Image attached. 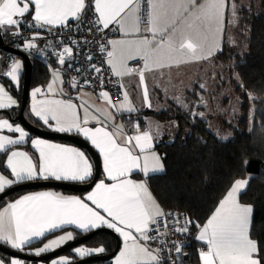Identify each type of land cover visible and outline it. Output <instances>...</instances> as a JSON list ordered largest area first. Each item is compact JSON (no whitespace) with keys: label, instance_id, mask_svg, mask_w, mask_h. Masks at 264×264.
Segmentation results:
<instances>
[{"label":"snow or ice","instance_id":"6c2138e0","mask_svg":"<svg viewBox=\"0 0 264 264\" xmlns=\"http://www.w3.org/2000/svg\"><path fill=\"white\" fill-rule=\"evenodd\" d=\"M237 8L235 0H148L149 10L145 18L140 0H0V31L20 37L24 51L33 50L43 55L45 48L36 43L42 38V33L36 31L32 36L25 37L22 31L25 23L53 32L55 28L71 30V23L77 22L79 27L76 32L83 29L95 39L89 41L87 36L82 35L79 39L69 37V44L59 40L55 45L60 49L58 64L65 65L66 59L73 57L77 46L96 43L99 51L105 54L101 65H109L112 74L117 77L139 74L145 104L151 108L145 70L183 63L188 59H207L221 52L226 11L232 16L227 22L234 24ZM27 16H31V21L25 20ZM142 21L146 25L145 31L151 36L137 39L105 37V30L113 24L119 25V30L125 34L139 33ZM8 59V70L0 79L9 78L11 87L18 89L23 63L12 57ZM138 59L143 61V67L128 66L129 60L136 62ZM92 60L91 54L85 56L87 68L96 74L98 84L103 85L102 66L91 63ZM48 67L53 79L46 92L52 93L57 80L61 84L64 81L60 79L58 69H51V65ZM76 71L80 73L82 70L78 68ZM236 78L239 82V74ZM91 84L92 81L85 77L83 84L73 82L70 86L79 89ZM240 86L244 87L242 82ZM200 88L204 89L205 85H200ZM45 94L41 87L32 90L30 113L50 129L61 133L75 130L89 140L103 158L105 179L95 182L83 198L43 191L9 202L0 209V241L24 251L30 249L34 240L46 238V234L63 230L65 226H75L84 233L106 227L122 238L115 264H180V258L187 255L183 252L185 242L173 240L171 235L173 232L187 235L190 227L195 226L198 229L195 239L204 243L199 250L201 264H264V244L252 238L254 206L243 203L241 199L254 178L251 174L232 182L206 222L199 224L188 217L181 221V214L166 212L161 207L150 191L147 179L137 181L131 178L134 172L143 174L145 178L165 172L163 158L154 150L156 137L150 129H142L139 122L128 131L120 123L109 128L96 116L91 119L100 126L88 127L87 108L81 119L79 108L83 105L60 99H37ZM100 95L117 111H138L126 92L117 93L122 95L118 105L112 102L107 91ZM246 95L251 101L260 99L251 91L246 90ZM175 99L180 102L179 98ZM17 103L10 90L0 83V109H9ZM200 103L204 101L201 99ZM252 111L255 113V106ZM194 115L205 116L202 112H195ZM104 117L115 120L109 111H104ZM4 129L12 134L18 133V136L0 134V153L6 156L3 166L9 171V175L0 172V193L33 180L84 182L93 176V165L83 151L35 138L31 139V144L38 150V159L34 161L27 152L9 149V146L26 142V138H30L29 133L21 125L0 118V130ZM251 131L252 128L249 129ZM228 138L221 137L223 140ZM247 163L245 160L244 164ZM74 239L73 232H64L43 243L42 247L30 250L40 256ZM153 243L157 245L155 248ZM73 251L77 256L85 257L105 249L103 246L88 248L81 245ZM0 264L26 262L13 257L7 261L0 258ZM51 264H72V260L71 257H58Z\"/></svg>","mask_w":264,"mask_h":264},{"label":"trees","instance_id":"16d2710c","mask_svg":"<svg viewBox=\"0 0 264 264\" xmlns=\"http://www.w3.org/2000/svg\"><path fill=\"white\" fill-rule=\"evenodd\" d=\"M240 15L242 26L248 35V50L234 57L235 63L232 66L244 85V87L239 86L240 89L245 91L242 104L243 116L239 119V125L233 128V137L227 140L219 138L209 128L206 119L192 115L190 111L184 110L175 102H172V107L160 112L148 111L147 113L164 121L176 119L178 123L174 137L164 136L157 144L165 172L148 177V183L165 211L177 212L183 216V219L188 217L203 224L231 187L232 182L251 174L254 178L241 199L242 202L254 206L252 238L264 244V128H262L264 124V0H262L261 12L242 8ZM30 18L31 16H27L28 20ZM75 23L77 22H72ZM222 49L217 53L216 59L228 61L230 56L227 43H224ZM49 64L55 63L33 59L32 84H45L50 77ZM196 86V90L189 98L198 100V90L204 91V89L198 84ZM246 90L260 99L249 100ZM22 91L23 84L19 89H13L20 101V106L10 111L14 117L21 107ZM253 106L256 111L251 122L250 110ZM4 114L6 111L0 110V117ZM26 114L30 117L27 109ZM134 118V115L131 116L129 121L133 122ZM30 120L38 124L31 117ZM250 128L253 131L249 132ZM4 159L5 154L0 153V166L7 172L3 166ZM245 160L248 161L247 165L244 164ZM27 191H18L8 198L14 199ZM190 231L195 237L197 236V227H190ZM116 243V238L107 232H99L87 242L94 248L103 246L105 249L103 253H111ZM201 248L203 243L196 239L185 246L183 252L187 255L183 256L184 263L200 264ZM67 253L76 258L72 250ZM3 256L9 258L5 254ZM91 264H112V259Z\"/></svg>","mask_w":264,"mask_h":264},{"label":"crops","instance_id":"0c3cea01","mask_svg":"<svg viewBox=\"0 0 264 264\" xmlns=\"http://www.w3.org/2000/svg\"><path fill=\"white\" fill-rule=\"evenodd\" d=\"M198 2H203V0H198ZM140 8L144 14V17L146 18L147 12L149 10L148 9V0H140ZM144 9L146 10V14L144 13ZM226 14H227V11H226ZM25 20H28L27 17L25 18ZM29 21H31V18L29 19ZM113 25H115V24H113ZM115 26L118 28L119 33L113 39H137V38L144 36V35L151 36V33L145 31L146 25L143 21L140 24V32L139 33L125 34L123 31L119 30V25H115ZM225 28H226V25H225ZM221 38H222V35H221ZM216 55H217V53L214 56L208 57L207 59H200V60L188 59V60L184 61L183 63H173V64H171V66H166L163 68H156L153 70H145V73H144L145 83H146L147 88H148L149 100H150L151 105H152L151 108H148L145 104L144 97H143V90H142V87L140 86V80H139V74L138 73H133L131 75L119 77L120 82H121L122 93L126 92L128 94L129 100L131 101V104L136 109H138V111H134L131 113H129L127 111H117L116 108L110 107V105L108 103H106V101L100 95L101 93L97 94L96 92H94L91 89L86 88V87H81L79 89L71 87L70 84L73 82L68 80L65 77L62 66L58 63L57 64L55 63L54 65L53 64H49V65H51V69H53V67H54V69L59 70L60 79H62L64 81V83L61 84L60 81L57 80L56 84L54 85V92L47 93L46 92L47 85L52 80V78L49 77L47 79V81L45 82L44 87H41V88L45 90L47 95L51 94L52 96H54V99H60V100L66 101V102H72L78 106L83 105V107L79 108V114H80L81 119L83 118V116L85 114L84 109L87 108L88 115H89V124L87 125L88 127H93V126L99 127L100 126L99 124L96 123L95 120L91 119L92 116L98 117V119L102 123H104L105 125L109 126V128L114 127V125L116 123L124 124L126 131L131 129V126L133 124H135L136 122H139L140 125L143 126V127H141L142 129H150L152 131L153 135L156 137L154 150L160 154V152L157 148V144L160 140H162V138L164 136L169 135V132L167 129V124H165L164 120L158 118L157 116H155L151 113H147V112L150 110L154 111V112H160V111L166 109L167 107H164L165 105H164V102H162V100H165V104L167 103V106H168V104H170V102L171 103L173 102V101H171V99L169 97L170 94L167 91L168 88H170V87L175 86L177 88V91L182 89L184 92L187 93L189 90L188 87H184V88L182 87L181 88V87L176 85L178 83L184 82L186 80V78H188L190 80L191 84H195V83L200 84L203 79H202V77H199V73L196 72V69L202 68L203 67L202 62L204 63L205 61H208V60L212 61V64L213 65L215 64V67H217L218 63L215 62L216 61ZM131 62H133V61L129 60L127 62L129 67H130ZM2 63L3 62L0 63V70L4 71V69H6L7 66L4 65L5 63L4 64H2ZM139 67H143V61L142 60H141V64L139 65ZM23 70H25L24 64H23V68L21 71V75H20V82L22 84H23V78H24L23 77V75H24ZM111 100L113 103L118 105L122 101V96L117 101H114L112 98H111ZM19 106H20V101L17 103V105H13L11 108H9L7 110L13 111V110L17 109ZM104 111L111 112L113 114V116L115 117V120L114 121L111 119L106 120L104 117ZM28 114L30 115L32 120H35L38 122V124L37 123L36 124L39 125L40 127H43L47 130L55 131V130L50 129L47 126H45L43 124V122L40 121L38 118H36L34 115H32L29 110H28ZM133 115L135 116V118L133 119V122L129 121L131 119V116H133ZM125 116H127V118H125ZM30 117L28 116L29 119H30ZM0 118L9 119V121L12 122L14 125L20 123L19 121L12 120L7 114L2 115ZM20 125L24 128V126L21 123H20ZM25 131L28 132V130H26V129H25ZM28 133H29L30 138H26V142H24L20 145L9 146V149L10 150L19 149L21 151L27 152L33 158V160L36 161L38 159V150L31 144V139L40 138V139H44V140H47V141L52 142V143L77 148L86 154V156L89 159V162L93 165V176H94L95 165H94L92 157L90 156V154L88 153V151L85 148H83L80 145H78L72 141H69V140L50 139V138H45V137H41L38 135H34L30 132H28ZM63 133L76 134V135L83 137L85 140H87L82 134L77 133L75 130H73L72 132H63ZM157 133H158V135H157ZM0 134L10 135V136H13V135L18 136V133L12 134V133H9L6 129L0 130ZM87 141L91 144V142L89 140H87ZM92 147L97 151L99 158H100L101 175L97 180V181H99L100 179H105V173H104V169H103V158L100 155L98 149H96L93 145H92ZM5 159H6V156H5ZM0 172H3L4 175H9V171L7 170V172H6L5 169L2 168L1 166H0ZM93 176L84 182L71 181V180H60V181L72 182V183H86V182L91 181ZM131 178L134 180H137V181L147 179V183H148V178H145L143 176V174H141L139 172H134L132 174ZM39 180H43V179H39ZM49 180H55V179H49ZM33 181H37V180H33ZM106 182H108V181L106 180ZM94 185H93V187H94ZM148 186H149L150 191L154 195L149 183H148ZM92 188L87 190V191H84V192H72V191H66V190L58 189V188H39V189H35V190H28L26 193L14 198V199L7 198V200L4 201L0 205V209H3L9 202H13L16 199H19L20 197L27 195V194H30V193L43 192V191H53V192L60 193L64 196H79V197L83 198L84 196L87 195L88 192H90L92 190ZM154 197L156 198L155 195H154ZM156 200L158 201L157 198H156ZM159 204H160V202H159ZM161 207L163 208L162 205H161ZM102 228H106V227H102ZM102 228H100V229H102ZM94 230H98V229H94ZM94 230H90L89 232L94 231ZM64 232H73L75 238L79 237L78 236L79 234H83V235L87 234V233H84L82 230L76 229L75 226H72V225L65 226V228L63 230H55L53 233L46 234V238H39V239L34 240L30 246V249H36V248L42 247L43 243H47L48 240H52V239L56 238L57 236L64 234ZM119 238H120V240H122V238L120 236H119ZM0 242L11 247L10 245L5 243L4 241H0ZM88 246H90V245H88ZM152 247L155 248L153 245H152ZM203 247H204V243H203ZM30 249L26 248V250H24V251H30L31 252ZM15 250H18V249H15ZM53 250H55V249H53ZM50 251H52V250H50ZM72 252L74 253L73 250H72ZM118 252L116 253V255L118 254ZM101 253H103V252H101ZM101 253H99V254H101ZM65 254L69 255V257H71L72 261H74L78 258H84V257L77 256L75 253H74V255L76 256V258H74V256H70V254H68V253H65ZM95 254H98V253H94L92 255H95ZM116 255L112 258V264H115ZM89 256H91V255H89ZM85 257H87V256H85ZM0 258H4V256H0ZM11 258H13V257L11 256L9 258H4V259L7 261ZM20 259H22V258H20Z\"/></svg>","mask_w":264,"mask_h":264},{"label":"rangeland","instance_id":"374dc122","mask_svg":"<svg viewBox=\"0 0 264 264\" xmlns=\"http://www.w3.org/2000/svg\"><path fill=\"white\" fill-rule=\"evenodd\" d=\"M236 5H238L237 13L235 17V23H228L229 19H232L231 13L227 11L225 25L226 28L222 34V38L220 40L221 46L223 48L224 43H227L228 47V55L230 59L227 61H219L216 59L217 67L215 64H212V61H205L202 68H197L196 72L199 73V77H202V82L198 85H205L204 91L198 90L199 99L189 98L190 94L196 90V85L191 84L190 80L186 78L184 82L176 84L179 87H188V92H184L182 89L177 91L175 86L168 88V93L170 94L171 101L175 102L177 105L181 106L184 110L190 111L192 115L195 112H202L205 114L203 119L208 121L209 128L218 135L219 138L227 136L228 139L232 138L234 135V127L239 125V119L243 116L242 104L244 101V93L243 89H240L241 79L239 77V82L236 78V74H238L233 69V64L235 63L234 57L239 54H244L248 50V41H247V32L242 26L240 11L242 8H247L255 10L256 12H261L262 0H235ZM225 38V39H224ZM219 58V57H218ZM17 60L22 61L23 59L20 57L16 58ZM220 59V58H219ZM215 60V59H214ZM1 63V62H0ZM8 67V66H7ZM0 70V77L3 76V72L7 71L8 68ZM54 69V67H53ZM24 71V70H23ZM211 72V73H210ZM21 75V73H20ZM50 77L53 79V73L50 71ZM50 78V79H51ZM9 78L0 79V83H3L6 87V90H10V94L19 102V98L16 94H14L13 89H17L15 87H11L9 83ZM6 80V81H4ZM22 83L19 78V87H21ZM36 87H44L42 83L32 84L30 92H29V102L27 111H30V107L32 104L31 92ZM46 93V92H45ZM175 98H179V103ZM37 99H54V96L51 94H45L44 96H39ZM201 99L204 101L203 104L200 103ZM164 107H172V103L165 104ZM175 105V104H174ZM186 105L187 107H184ZM166 108V109H167ZM253 107L250 110V121L252 122L253 118ZM7 110V109H0ZM167 124V129L169 132L170 138H173L176 133V128L178 127V123L176 119H168L164 121ZM20 125V123H18ZM245 178V177H244ZM244 203V202H243ZM249 204V203H246ZM81 245L93 248L92 246H88L87 243L80 244L76 247H80ZM74 247V248H76ZM73 248V249H74ZM97 248V247H95ZM72 249V250H73ZM3 252L0 251V256H3ZM99 254V253H98ZM7 255V254H5ZM97 255V254H95ZM11 257V255H7ZM14 257V256H12ZM58 257H69L67 254H61L55 258H52L48 261H38L35 264H51L53 259Z\"/></svg>","mask_w":264,"mask_h":264},{"label":"built area","instance_id":"2783aa9c","mask_svg":"<svg viewBox=\"0 0 264 264\" xmlns=\"http://www.w3.org/2000/svg\"><path fill=\"white\" fill-rule=\"evenodd\" d=\"M144 13L146 14V10L144 9ZM29 21V20H26ZM79 27L78 23L71 24V30L68 28H64L63 30L59 28H55L53 32H48L46 29H39L32 27L31 24L25 23L22 26V31L25 37L32 36L33 32L39 31L42 33V38L38 39L36 43L41 48H45V54H38L33 50L25 51L28 53L32 59H38L43 62H54L58 63V55L57 53L60 51L59 48L55 47V45L58 44L59 40H63L64 44H69V37L73 39H79L82 35L87 36L89 41H92L95 39L94 35H89L88 33L84 32L83 29H81V32H76L75 29ZM119 31L118 28L115 25L110 26V29L105 30V37L106 39H113L118 35ZM0 35L3 37V44L0 45V62L5 63L7 66L10 63L9 57H12L16 59L18 56L12 52L7 50V47H11L14 49H22L21 46V38L20 37H14L11 34L4 33L3 31H0ZM52 45L51 47H45V45ZM77 48L79 50H77ZM77 48H74V55L70 59H66V64L61 65L65 77L72 81V82H78L80 84H83V79L86 77L92 81L91 85H83V87L89 88L92 91L96 92L97 94H100L104 91H107L111 98L114 101H117L121 98L122 95H117V93H121V82L120 78L112 74L110 70V66L104 63L101 65V61L105 59V54L101 53L99 51V48L97 47L96 43H89L86 47L84 45H79ZM24 51V50H23ZM91 54L93 56V60L91 63L96 64L97 66H102V69L104 71V84L99 85L98 81L96 80V74L93 73L89 68L86 66L85 56ZM141 64V60H137L136 62H131L130 67L136 68ZM70 65V67H69ZM81 69L82 71L78 73L76 69ZM73 77L76 78L75 81H73ZM167 212V211H166ZM177 213V212H172ZM183 216L181 215V221H183ZM171 239L176 241H184V247L193 243L195 239V235L192 231L189 232L187 235H179L175 232L172 233ZM153 246L156 247L157 245L153 243ZM183 247V248H184ZM26 262V264H34L33 261L29 259H22ZM180 264H185L183 261V256L180 258Z\"/></svg>","mask_w":264,"mask_h":264},{"label":"water","instance_id":"95a60500","mask_svg":"<svg viewBox=\"0 0 264 264\" xmlns=\"http://www.w3.org/2000/svg\"><path fill=\"white\" fill-rule=\"evenodd\" d=\"M0 37L2 36L0 35ZM1 44H3V37L0 38V45ZM6 49L14 52L18 57L22 58L25 67L24 75H23L24 77L23 91H22L23 95H22L20 110L15 117L11 114L10 110H5L6 114L12 120L19 121L24 126V128L28 130V132L34 135H38L50 139L69 140L85 148L93 159L95 165V174L92 180L86 183H72V182H64L57 180H37V181L20 183L10 188H7L4 193H0V204L10 195L22 190L27 191V190H35L39 188H58L72 192H84L91 189L101 175V164L97 151L92 147V145L87 140H85L83 137L79 135L47 130L33 123L28 118V116L26 115V109L29 102V96H30L29 92L32 86L33 59L28 53H26L21 49H14L11 47H7ZM99 232H107L116 238L117 243L115 249L111 253H101L97 255L87 256L84 258H78L77 260L72 261V264H91L92 262H96V261L111 260L119 251L121 247V240L117 235V233H115L113 230L108 228L94 230L82 236L76 237L74 240L62 245L61 247L49 252L42 253L40 256H36L32 254V252L30 251L15 250L5 245L2 242H0V251L7 255H11L22 259L26 258L33 262L48 261L61 254L67 253L69 250H72L74 247L80 244L87 243L93 236H95Z\"/></svg>","mask_w":264,"mask_h":264}]
</instances>
